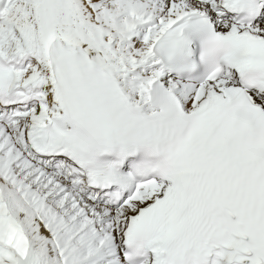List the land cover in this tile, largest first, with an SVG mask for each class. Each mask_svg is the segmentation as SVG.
I'll return each mask as SVG.
<instances>
[{
	"label": "snow or ice",
	"instance_id": "snow-or-ice-1",
	"mask_svg": "<svg viewBox=\"0 0 264 264\" xmlns=\"http://www.w3.org/2000/svg\"><path fill=\"white\" fill-rule=\"evenodd\" d=\"M0 264H264V0H0Z\"/></svg>",
	"mask_w": 264,
	"mask_h": 264
}]
</instances>
